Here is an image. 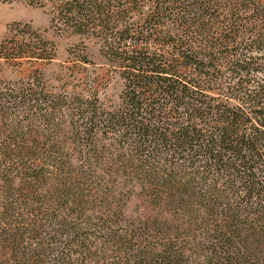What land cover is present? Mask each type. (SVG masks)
Wrapping results in <instances>:
<instances>
[{"label": "trees", "instance_id": "obj_1", "mask_svg": "<svg viewBox=\"0 0 264 264\" xmlns=\"http://www.w3.org/2000/svg\"><path fill=\"white\" fill-rule=\"evenodd\" d=\"M23 1L95 39L123 89L106 106L86 75L84 92L49 96L40 73L0 94L48 127L18 121L0 141V264H264V0ZM13 31L0 59L55 58L40 30ZM69 54L96 66L85 45ZM135 186L172 219L127 223ZM88 201L92 215L80 211Z\"/></svg>", "mask_w": 264, "mask_h": 264}, {"label": "rangeland", "instance_id": "obj_2", "mask_svg": "<svg viewBox=\"0 0 264 264\" xmlns=\"http://www.w3.org/2000/svg\"><path fill=\"white\" fill-rule=\"evenodd\" d=\"M49 8L42 9L29 6L23 0H13L11 2L0 0V42L5 38V36H12L14 31V24L29 23L33 28L38 29L42 34L54 43L56 48V56L50 61H29L21 59V62L14 60L0 59V94L2 92H7V89L13 88H23L27 86L30 76L38 75L41 73V88L45 94L56 96L57 93L67 94L69 97H75L79 92H84L85 88V78L89 75L92 79L97 78V83L101 86L100 98L106 104V106L115 105L118 101V97L123 89V79L118 74H112L108 72L111 69L107 64V60L100 54L99 45L93 38H83L71 34L69 31H64L63 29H58L52 26L51 14L49 13ZM11 29V30H10ZM20 33H16V38H21ZM85 45L87 55L96 62V66H90L89 72L78 68V64L74 60V56L69 54V50L74 47L82 48ZM83 70V72H81ZM75 71V73H73ZM67 83V92H63L64 89L62 84ZM77 85V86H76ZM40 90V89H38ZM5 99H0V141L5 140L6 136L14 128V124L22 122L26 125L31 121L33 127L40 130L48 129L41 120L33 119L35 116L31 114L28 118L27 109L23 110L25 107L15 108L14 104H8ZM9 107L13 112L12 118H5L4 113L7 112L6 108ZM16 111V112H14ZM4 112V113H3ZM70 111L67 114H59L61 121L69 120ZM32 119V120H31ZM64 136L70 137L68 134L69 123L64 125ZM46 132V131H44ZM66 137L70 148L74 145L70 143V139ZM1 178V175H0ZM0 179V201L2 194V189L7 193V187H4ZM122 184V183H120ZM132 185H124V187L129 188ZM38 188L36 194L32 195V203L25 200L27 204H33L37 199L44 196L46 193V188L48 186L43 185ZM16 189V188H15ZM25 191L24 188H20ZM134 191L131 193L130 197L125 200V206L123 209L124 219L127 223L134 221L135 223L141 219L147 217H163L169 218L170 213H162L160 208H156L149 199L143 195L138 186H135ZM50 190V189H49ZM47 190L48 192H50ZM15 192V190H14ZM54 207H59V211L63 214L70 213L69 218H73V224H79L83 226L81 218L74 219V211L79 210L73 209L75 205L69 204L67 201H60L59 205H54ZM93 207V209L91 208ZM96 204L94 202L88 201L83 205L80 210L83 214L92 215L94 214V208ZM67 208V209H66ZM63 209V211H62ZM169 219H172V215ZM129 221V222H128ZM11 243L9 244V246ZM9 249L7 247L0 246V260H5L8 257L7 253Z\"/></svg>", "mask_w": 264, "mask_h": 264}]
</instances>
